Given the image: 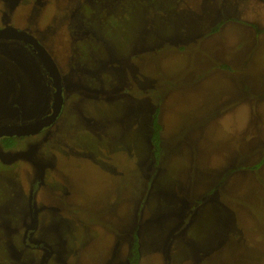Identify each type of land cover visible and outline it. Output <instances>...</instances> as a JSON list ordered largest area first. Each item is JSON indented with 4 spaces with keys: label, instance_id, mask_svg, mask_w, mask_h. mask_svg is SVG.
Returning a JSON list of instances; mask_svg holds the SVG:
<instances>
[{
    "label": "rangeland",
    "instance_id": "1",
    "mask_svg": "<svg viewBox=\"0 0 264 264\" xmlns=\"http://www.w3.org/2000/svg\"><path fill=\"white\" fill-rule=\"evenodd\" d=\"M7 28L65 106L0 148V264H127L134 236L141 264H264V0H0ZM30 49L0 39V126L51 112Z\"/></svg>",
    "mask_w": 264,
    "mask_h": 264
},
{
    "label": "water",
    "instance_id": "2",
    "mask_svg": "<svg viewBox=\"0 0 264 264\" xmlns=\"http://www.w3.org/2000/svg\"><path fill=\"white\" fill-rule=\"evenodd\" d=\"M14 37L25 43L32 45L40 62L44 65L46 71L53 79V86L56 89L52 112L43 118L37 125L32 127L2 126L0 127V139L3 137H27L41 132L45 127L55 123L62 113L64 107V95L61 76L56 63L47 53L45 48L33 37L13 28L0 30V38Z\"/></svg>",
    "mask_w": 264,
    "mask_h": 264
},
{
    "label": "trees",
    "instance_id": "3",
    "mask_svg": "<svg viewBox=\"0 0 264 264\" xmlns=\"http://www.w3.org/2000/svg\"><path fill=\"white\" fill-rule=\"evenodd\" d=\"M151 125H152L151 144L153 147L154 155L158 159L161 156L162 144H163L162 142L163 127L158 113L154 116ZM4 141L5 143L3 142V145L6 149L14 147V145L17 142L16 138H5ZM128 263L129 264L141 263L140 245H139V239L137 237L134 238L132 251L130 252Z\"/></svg>",
    "mask_w": 264,
    "mask_h": 264
},
{
    "label": "flooded vegetation",
    "instance_id": "4",
    "mask_svg": "<svg viewBox=\"0 0 264 264\" xmlns=\"http://www.w3.org/2000/svg\"><path fill=\"white\" fill-rule=\"evenodd\" d=\"M0 39H13V40H18V41H21V40H19V39H16V38H14V37H9V38H0ZM21 42H23V41H21ZM39 42V41H38ZM23 43H25V42H23ZM25 44H27V45H29V47L31 48L30 50H31V52H32V54H33V57L35 58V61L36 62H38V64H40L42 67H43V69H44V71L46 72V74H47V76H48V78H49V84H50V86H51V88L53 89V92H52V104H53V102H54V94H55V91H56V89L54 88V86H53V79L50 77V75L48 74V72L46 71V69H45V67H44V65L40 62V60H39V58L37 57V55H36V51H35V49H34V47L32 46V45H30V44H28V43H25ZM37 59V60H36ZM34 61V60H33ZM34 61V62H35ZM57 66V65H56ZM58 68V67H57ZM59 70V69H58ZM59 73H60V71H59ZM60 76H61V74H60ZM61 81H62V87H63V95H64V85H63V79H62V76H61ZM50 100V101H51ZM64 106H65V95H64ZM63 109H64V107H63ZM63 111V110H62ZM51 112H52V105H51ZM50 112V113H51ZM49 113V114H50ZM49 114H47V115H49ZM46 115V116H47ZM46 116H44L43 118H45ZM43 118H41L39 121H38V123L43 119ZM54 124V123H53ZM52 124V125H53ZM52 125H50V126H52ZM3 126H9V125H3ZM0 127H2V126H0ZM47 127H49V126H47ZM46 128V127H45ZM5 138H20V137H18V136H15V137H3V138H1L0 140H4ZM0 148L2 149V150H7L5 147H4V145H3V143H1L0 144ZM134 238H135V236H134ZM134 238H133V240H131V242H130V245H131V251H132V246H133V241H134ZM139 245H140V240H139ZM129 264V263H128Z\"/></svg>",
    "mask_w": 264,
    "mask_h": 264
},
{
    "label": "crops",
    "instance_id": "5",
    "mask_svg": "<svg viewBox=\"0 0 264 264\" xmlns=\"http://www.w3.org/2000/svg\"><path fill=\"white\" fill-rule=\"evenodd\" d=\"M133 240V239H132ZM130 242H131V240H130ZM128 264V263H127ZM141 264V263H140Z\"/></svg>",
    "mask_w": 264,
    "mask_h": 264
}]
</instances>
